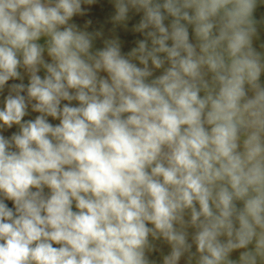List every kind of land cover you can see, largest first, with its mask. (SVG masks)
Instances as JSON below:
<instances>
[{"label": "clouds", "instance_id": "obj_1", "mask_svg": "<svg viewBox=\"0 0 264 264\" xmlns=\"http://www.w3.org/2000/svg\"><path fill=\"white\" fill-rule=\"evenodd\" d=\"M0 264H264V0H0Z\"/></svg>", "mask_w": 264, "mask_h": 264}]
</instances>
